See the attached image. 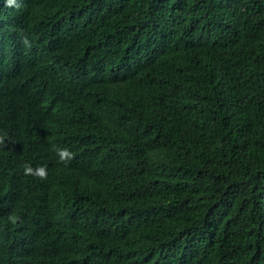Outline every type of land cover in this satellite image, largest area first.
Segmentation results:
<instances>
[{"label": "trees", "instance_id": "1", "mask_svg": "<svg viewBox=\"0 0 264 264\" xmlns=\"http://www.w3.org/2000/svg\"><path fill=\"white\" fill-rule=\"evenodd\" d=\"M21 21L28 64L0 35V264H264V0H29ZM36 32L85 63L39 68Z\"/></svg>", "mask_w": 264, "mask_h": 264}, {"label": "clouds", "instance_id": "2", "mask_svg": "<svg viewBox=\"0 0 264 264\" xmlns=\"http://www.w3.org/2000/svg\"><path fill=\"white\" fill-rule=\"evenodd\" d=\"M5 2H0V11H2L3 9H6L7 13L9 14L8 18H4L0 17V35H6L7 38H11V41L9 42H13L14 44L16 43V41L19 42H23L24 47H23V52H24V61L25 63L28 64L29 61V57H28V52H27V46L28 43L31 42L30 38H28L26 35H24L22 33V29L21 27L24 26L23 21H21L24 17V13L26 11L27 5H28V1L29 0H4ZM81 14L85 16V14L88 15V17L93 14L90 13L88 14V12H86L85 10L83 11L82 8H80L78 11L75 12L74 16L76 18V23L80 24L81 20H84L81 18ZM66 15L68 16V18L70 17L69 12H66ZM87 17V18H88ZM58 26L60 27V30L58 29L57 34H61L62 30L61 27L62 25H58L57 22H51L50 26L52 28H55L54 26ZM5 28L6 31H2V29ZM36 36L37 39L34 40L33 38L32 41H34V43L36 44H40L42 45V50L40 53H38L37 55V60H38V64H39V68L41 69H45L46 70H52L54 72H59L62 71L64 69L67 68L66 65H61L60 63L64 62L66 63L67 61L64 59H69V60H74L80 64L85 63V57L82 53V51L80 50V47H76V46H70L68 43H65L64 40L62 39H56V37H45L43 36L42 33L40 32H36ZM6 41H0V42H7ZM2 49L0 48V62L3 60L2 59ZM14 61V60H12ZM52 65H57L58 67H52ZM82 70V72L80 74V76H75V77H71L75 80H78L79 82L84 81L85 79H88L89 75L86 74L87 69L86 68H80ZM13 70V68L11 69ZM15 70V69H14ZM20 86H25V82H17ZM60 84H64L62 82H60ZM40 94V95H39ZM38 94L37 99L35 100L31 111H29V114L31 115V117H33L35 120L36 118V112L38 111V108L40 109V113H42V115L44 116L45 114L47 115V118H49L53 112H55L56 108L53 109V107H56V94L52 93L51 97L53 98V102H52V107L50 106V104L46 103L42 98H43V94L42 91ZM39 103V105H37ZM12 107H16L14 105L11 104ZM39 121V120H37ZM86 125H83L82 128L80 129V131L74 135H70L74 140L79 139L85 131ZM4 142V135H0V143ZM57 155L59 158V161L67 164L73 157V152L70 151L67 148H57ZM24 174L25 175H34V176H38L41 179L45 178L47 175V168L45 165H41L38 166L36 168H33L30 165H25L24 166ZM73 172L68 173V177H70L71 179L73 178ZM79 176L76 175L75 179H77ZM50 190L44 194V196L48 197L51 193V195H54V200L56 201L57 205H61L63 203V200H65V190L61 189L63 187H51L50 186ZM63 199V200H62ZM51 211L54 212L53 215L49 216L54 222H63L64 217H66V213H63L61 209H59L57 206H55L54 204L52 205ZM56 215V218L53 219V216ZM54 228H44L43 231H51ZM49 248V247H48Z\"/></svg>", "mask_w": 264, "mask_h": 264}]
</instances>
